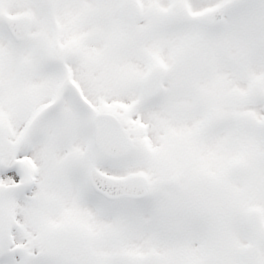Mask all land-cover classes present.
<instances>
[{
  "label": "snow or ice",
  "instance_id": "6c2138e0",
  "mask_svg": "<svg viewBox=\"0 0 264 264\" xmlns=\"http://www.w3.org/2000/svg\"><path fill=\"white\" fill-rule=\"evenodd\" d=\"M0 264H264V0H0Z\"/></svg>",
  "mask_w": 264,
  "mask_h": 264
}]
</instances>
